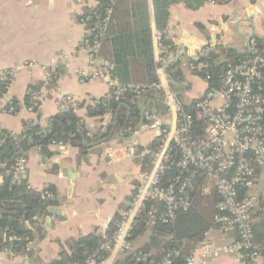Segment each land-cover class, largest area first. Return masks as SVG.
<instances>
[{"label": "crops", "instance_id": "0c3cea01", "mask_svg": "<svg viewBox=\"0 0 264 264\" xmlns=\"http://www.w3.org/2000/svg\"><path fill=\"white\" fill-rule=\"evenodd\" d=\"M93 3V0H0V71L17 69L7 93L0 96V106L17 100L19 108L15 114L0 113V127L14 137L25 131V123L48 130L51 118L62 112L65 98L71 95L79 102L75 113L87 131L86 136H97V142L85 155L70 144L48 145L50 155L39 147L24 153L29 160L33 191L40 194L52 188L49 200L54 205L37 223L28 224L35 233L28 252L14 257L0 255V264H50L63 251L70 252L68 244L73 240L97 229L101 236L108 233L117 215L119 222L129 208L141 176L150 168L159 134L118 131L112 116L88 114L89 109L97 108V103L110 94L108 83L81 75L92 69L86 51V41L91 37L81 19ZM169 11L165 44L162 41L158 47L153 44L157 75L186 105L206 90L205 80L198 73L206 65L200 60L212 51L217 53V63L226 60L221 49L246 55L251 45L256 44L264 54V0H204L196 9L179 3ZM53 60L59 62L50 84L44 88L47 75L42 67ZM32 62L38 66L30 68L28 64ZM99 64L97 60L96 66ZM191 66L200 71H192ZM186 72L198 77L201 84L200 95L192 100L187 99L192 84L186 79ZM39 84H42L40 106L38 111L31 112L25 98L30 87ZM133 100L142 117L152 112L162 116L166 126L172 123L173 116L159 92ZM3 181L4 175H0V184ZM137 239L133 243L135 249L144 245L138 244ZM233 240L231 232L205 238L206 243L217 247L229 245ZM237 262L236 257H225L207 264Z\"/></svg>", "mask_w": 264, "mask_h": 264}, {"label": "built area", "instance_id": "2783aa9c", "mask_svg": "<svg viewBox=\"0 0 264 264\" xmlns=\"http://www.w3.org/2000/svg\"><path fill=\"white\" fill-rule=\"evenodd\" d=\"M93 1L86 17L81 19L91 37L86 41V51L92 68L91 72H82V77L108 83L110 94L103 101L113 99L122 103L125 94L140 98L159 92L173 121L166 126L162 116L152 112L144 114L134 134H159L151 168L141 176L129 208L122 214L114 233L102 234L99 247L84 264H115L130 254L142 262L144 256L136 253L138 249L133 244L139 222L145 219L152 228L172 224L179 213L192 207L197 189L204 197L218 196L214 222L219 232L233 233L234 240L218 247L204 240L185 258L184 264H207L225 257H236L238 264H264V244L256 242L254 229L259 217H264V191L258 187L264 175V54L252 44L241 60L227 66L217 82L207 75L204 94L186 105L160 80L151 85L121 84L114 77L115 64L101 58V48L117 0ZM162 36L161 32L154 31L157 47ZM97 60L100 64L96 66ZM58 62L53 60L42 67L47 75L44 88L50 84ZM28 66L38 65L32 62ZM191 70L198 68L191 66ZM16 72L17 69L0 71V84L7 91ZM40 101L41 92L32 93L31 112L39 109ZM102 103L98 102L97 106ZM78 105V100L70 95L61 110L75 112ZM16 111L12 102L0 106V113L15 114ZM107 112L109 116L114 113L113 109ZM198 123L202 124L201 133H198ZM50 144L65 145L56 141ZM28 171L29 160L23 153L8 173L10 185L33 191ZM40 195L46 201L52 198L48 190ZM0 255L15 256L9 248L2 249ZM174 258L170 253L162 264H175Z\"/></svg>", "mask_w": 264, "mask_h": 264}, {"label": "trees", "instance_id": "16d2710c", "mask_svg": "<svg viewBox=\"0 0 264 264\" xmlns=\"http://www.w3.org/2000/svg\"><path fill=\"white\" fill-rule=\"evenodd\" d=\"M203 2L204 0H117L101 48V56L115 64L114 77L121 84L159 83L153 29L162 33V43L165 44L170 8L182 3L189 9H196ZM220 52L226 55L225 62L217 63L218 56L215 51L200 60L206 64L198 73L200 77L206 78L210 75L217 82L229 64L236 63L245 56L230 49H221ZM55 81L53 79L52 86ZM41 87L42 84L30 87L25 98L27 106L30 105L32 93L40 91ZM6 93L7 90L0 84V96ZM133 99V95L125 94L123 104L113 99L102 101L97 108L89 109L88 114L90 117H103L109 109H113L112 120L116 130H135L143 117ZM12 103L19 109L17 100ZM24 128L25 131L20 136L14 137L0 127V175H4V181L0 184V251L9 248L15 255L27 253L29 244L35 238V233L28 224L37 223L47 213V209L54 205L51 200H43L37 192L10 185L8 173L16 158L33 147H39L46 155H50L47 147L53 141L77 147L80 154L85 155L97 142V136H86L87 131L74 111L60 112L52 117L48 130L33 123H25ZM197 128L198 133H201L202 124L198 123ZM157 146L158 144L153 146V151ZM49 191L52 192L53 189L49 188ZM218 201L216 194L204 197L198 189L192 207L187 212L179 213L170 225H157L152 228L150 241L136 251L144 256L142 262H137L134 254H130L118 259L115 264H162L170 253L175 256V264H184L185 258L205 240L206 235L219 228L214 222ZM118 218L117 215L108 227V234L112 235L116 230ZM147 228L145 219L140 221L134 231V239ZM254 229L256 242L264 244V217H259ZM100 242L101 232L97 229L88 236L70 242V252L63 251L60 258L50 264H84L99 247Z\"/></svg>", "mask_w": 264, "mask_h": 264}, {"label": "rangeland", "instance_id": "374dc122", "mask_svg": "<svg viewBox=\"0 0 264 264\" xmlns=\"http://www.w3.org/2000/svg\"><path fill=\"white\" fill-rule=\"evenodd\" d=\"M186 79L188 80V82H190L192 84V89L189 90V96H188V100H192L193 98L197 97L200 95L202 89H201V84L198 81V77H196L195 75H191L190 72H186ZM215 104H218L217 102ZM258 187L259 189L264 191V175H262L261 177V181H259L258 183ZM152 227H148L145 232L143 234H141L138 239H137V243L138 244H146L150 241L151 236H152ZM209 237H215L217 235H219V231L218 229H213L211 230L208 234Z\"/></svg>", "mask_w": 264, "mask_h": 264}, {"label": "bare ground", "instance_id": "6f19581e", "mask_svg": "<svg viewBox=\"0 0 264 264\" xmlns=\"http://www.w3.org/2000/svg\"><path fill=\"white\" fill-rule=\"evenodd\" d=\"M198 190V189H197Z\"/></svg>", "mask_w": 264, "mask_h": 264}]
</instances>
